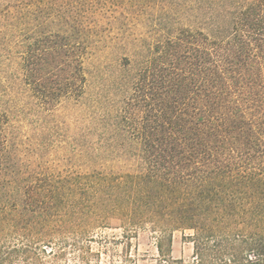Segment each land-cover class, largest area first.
I'll return each instance as SVG.
<instances>
[{"label": "trees", "instance_id": "trees-1", "mask_svg": "<svg viewBox=\"0 0 264 264\" xmlns=\"http://www.w3.org/2000/svg\"><path fill=\"white\" fill-rule=\"evenodd\" d=\"M141 230L264 264V0H0V264H139Z\"/></svg>", "mask_w": 264, "mask_h": 264}, {"label": "rangeland", "instance_id": "rangeland-1", "mask_svg": "<svg viewBox=\"0 0 264 264\" xmlns=\"http://www.w3.org/2000/svg\"><path fill=\"white\" fill-rule=\"evenodd\" d=\"M91 83L93 89L94 71L93 74L91 73ZM111 226L112 227L104 230H98L95 232L96 236L98 238H103L105 236L110 239L113 237L121 238L122 230L118 227V222L114 221ZM190 235H192L191 230H186L185 232L177 230L173 233V249L172 255L169 257L159 253L157 248V234L149 230H141L137 237H134L132 240V252L139 260V264H172L173 260L178 259H183L185 263H190L194 255V245L189 239ZM123 246L124 244L122 243L114 245L118 251H122ZM121 259L123 261V258L117 256V263H120Z\"/></svg>", "mask_w": 264, "mask_h": 264}]
</instances>
